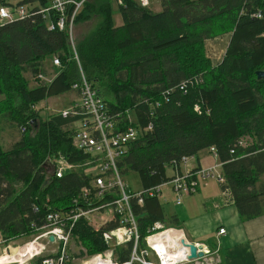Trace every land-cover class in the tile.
Segmentation results:
<instances>
[{
  "label": "trees",
  "instance_id": "16d2710c",
  "mask_svg": "<svg viewBox=\"0 0 264 264\" xmlns=\"http://www.w3.org/2000/svg\"><path fill=\"white\" fill-rule=\"evenodd\" d=\"M160 1L162 10L154 12L124 0L121 25L113 21L110 0L85 1L75 23L102 18L75 43L76 52L67 29L48 28L58 18L54 10L44 17L51 0H20L16 5H28V15L0 24V118L26 126L11 147L4 149L0 140V238L5 242L39 234L47 214L69 211L91 182L82 171L54 174L52 162L61 155L76 163L87 158L73 145L70 124L75 119L61 114L43 118L35 108L71 91L83 78L118 112L121 128L129 124L128 111L141 127L152 123L119 160L124 176L136 172L143 188L155 187L172 178L169 167L180 172L185 157L215 146L225 177L221 189L229 191L225 200L234 203L242 220L263 212L264 185L258 186V180L264 174V78L256 72L264 69V0ZM258 10L262 18L253 16ZM226 33H231L229 45L215 65L205 41ZM54 56L61 61L56 75L50 82L39 79L46 72L44 60ZM26 71L37 85L30 86ZM156 102L160 105L154 107ZM133 203L141 247L155 222L181 228L178 215L167 219L158 195ZM102 231L84 217L75 222L72 238L85 249L78 257L108 249ZM114 254L120 263L129 261L132 243L117 246ZM45 256L33 262L43 264ZM71 262L69 255L66 264Z\"/></svg>",
  "mask_w": 264,
  "mask_h": 264
},
{
  "label": "built area",
  "instance_id": "2783aa9c",
  "mask_svg": "<svg viewBox=\"0 0 264 264\" xmlns=\"http://www.w3.org/2000/svg\"><path fill=\"white\" fill-rule=\"evenodd\" d=\"M85 1L87 0H51L50 5L44 9V17L51 10L58 13L57 20L51 21L48 28L50 30L67 29L69 41L75 52V19L83 8ZM136 1L146 7L151 4V0ZM117 2L121 5L124 0H117ZM27 15L28 8L25 5H0V24ZM253 16L262 18L263 13L258 10ZM53 64L57 67L61 66L59 57H53ZM38 76L39 78H45V73ZM186 89V83L181 84V90L185 91ZM72 90L78 94L79 100L53 114H61L64 118L73 117L75 119L70 124V128L74 129L73 145L87 154V158L83 162L76 163L61 155L52 162L54 174L57 177H62L66 173L82 171L92 179L89 185L81 188L79 196L74 200L73 208L67 212L51 211L47 214L46 223L41 228L42 231L35 234L33 240L29 242L35 244V251L26 261L36 256L46 255L43 264H66L70 255L72 227L79 218L84 217L93 223L97 229L103 227L102 235L109 247L102 253L90 256L87 254L83 264H92L91 262L96 258L106 259L111 264H133L135 261L141 264H219L220 258L210 252L207 244L196 242L198 252H203L202 256L191 259L189 258L190 250L186 248L181 257L171 259L169 253L165 251V247L159 248L156 246L157 240L152 243L149 242L150 236L168 228L183 234L184 232L175 227H166L162 222L154 223L150 230L152 233L144 238L146 247H141L139 221L133 208V201L136 200L137 204H142L145 195H158L161 198L162 187L168 184L171 185L177 197V204H181L185 196L197 191L199 177L206 181L214 179L220 184L225 183V177L218 170L220 164L197 169L189 168L185 173L176 171L167 182L155 187L143 188L136 193L131 192L124 175L121 173L119 160L127 153L130 145L140 138L144 130L152 128V123L148 127H141L136 123L137 118H132L130 111H128L129 124L121 128L118 121V112L113 113L111 111L104 99L99 96L96 87L86 78H83L79 83H75ZM169 93V90L165 92L166 99H168ZM159 105V102L154 103V107ZM35 108H38L37 105ZM194 108L196 111H200L199 104H196ZM25 127H22L23 131ZM239 144L244 145L245 142L240 140ZM210 150L216 157L219 156L215 146L210 147ZM231 151L234 153L233 149ZM191 158L185 157L182 160V165H189ZM222 193L228 194L229 191L224 190ZM107 195L114 196L107 201L100 202ZM111 223L113 226L110 227ZM225 232L226 229L221 227L218 234L222 235ZM50 236L54 238L51 239ZM185 239L189 242L187 238ZM42 240H46V243ZM130 242L132 243L130 260L125 263L118 262L114 254L115 248ZM3 243H5V240L0 238V244ZM173 244V240L171 242L165 241V246L169 252L174 250ZM50 247L53 248L50 249ZM7 264H23V262L13 261Z\"/></svg>",
  "mask_w": 264,
  "mask_h": 264
},
{
  "label": "crops",
  "instance_id": "0c3cea01",
  "mask_svg": "<svg viewBox=\"0 0 264 264\" xmlns=\"http://www.w3.org/2000/svg\"><path fill=\"white\" fill-rule=\"evenodd\" d=\"M18 1L20 0H6L7 4L10 5H16ZM152 3L154 5L153 7H151ZM26 6L28 7V5ZM150 9L154 12L161 11V1L151 0ZM230 38L231 33H226L215 38L207 39L205 41L206 54L212 60L213 64L216 65L222 61L229 45ZM37 107L39 108V104H37ZM203 152H206L205 155H203ZM207 156H212L214 159L216 158L218 160L216 163L214 162L213 164H210L208 166L220 164L218 170L222 172V163L219 159V156L216 157L211 152L210 148L200 151L197 156H193L189 161V165L191 164V168L194 169H197L199 167H208L204 166L203 164ZM193 162H197V164L194 165ZM182 166L183 165H181V168ZM170 168L171 167L168 168L167 172L169 176L173 177V175L175 174V170L171 168L174 172L172 175H170ZM209 181L217 182L214 179H211ZM263 185L264 174L260 175L258 180V186ZM219 186L220 195L214 198L207 199V203L210 204L211 208L209 212L210 215L208 217L201 218L199 222L194 226L190 225V221L187 220V222L185 223H187L189 227L186 230L184 229V227L186 228V226L182 224L180 217L178 216L179 225L177 226H181L180 230L184 232L186 238L189 241L194 243H205L209 247L214 248L212 254L220 258L219 264H264V196L263 212L261 213V215L252 219L242 220L234 203L225 200L220 183ZM169 187L172 190L171 185H169ZM198 190L199 185L197 187V191ZM172 192L174 193L173 190ZM191 195L185 196L183 200ZM170 216L167 217V219L170 218ZM221 227H224L226 229V232L225 234L219 235L218 232ZM19 239L20 238L14 241L5 242L3 243V245H7L8 243L7 246H9L10 243L16 242ZM4 252L5 248H2V246H0V264L9 263V254L2 257V254ZM18 258V261L21 262L20 260H22V257L19 256L17 257V259ZM101 264L109 263L101 261Z\"/></svg>",
  "mask_w": 264,
  "mask_h": 264
},
{
  "label": "rangeland",
  "instance_id": "374dc122",
  "mask_svg": "<svg viewBox=\"0 0 264 264\" xmlns=\"http://www.w3.org/2000/svg\"><path fill=\"white\" fill-rule=\"evenodd\" d=\"M110 3L112 6V16L115 25L123 24V18L120 12V5L118 4L117 0H110ZM153 6L154 5L152 3L151 7ZM101 18L102 17L99 15H94L92 19H90L89 21L75 24V29H74L75 43H77V41H79L80 38L93 32L97 27L98 23L100 22ZM44 66L46 70L45 78H39V79L44 80L46 82H50V80L54 77L55 73L57 72L58 67L54 66L53 57H47L45 59ZM24 74L28 78L31 87L38 84L37 79L32 75L31 72L26 71ZM78 100H79L78 94L71 90L42 100L41 102L38 103L39 104L38 109H40V113L43 116V118H46L58 110H62L64 108L71 106L75 101ZM130 115L132 118H135V113L133 111H130ZM22 134H23V129H21L15 123H13L8 119L0 118V140L4 149L11 147L16 141L20 140ZM205 153L206 152H203V155H205ZM217 161L218 160L216 158L214 159L212 156H207L203 164L204 166H208L210 164H213L214 162L216 163ZM193 164L195 165L197 164V162H193ZM189 168H191V164L190 165L183 164L180 171L185 173L188 171ZM173 172L174 171L170 168L169 169L170 175H172ZM124 179L128 184L129 190L131 192L136 193L143 189L141 180L136 172L128 173L127 175L124 176ZM198 185H199V190L194 194H192L191 196L186 197L181 205H177V197L172 192L168 184L162 187L161 199L164 205L166 217H169L172 214H177L180 217L182 224L186 226V228L184 227V229L186 230L189 227V225L185 223L187 222V220L190 221V225L194 226L199 222L201 218L208 217L210 215L209 212L211 208H210V204L207 203V199L214 198L220 195L219 182H215V181L210 182L203 180L199 177ZM183 235L186 238V235L185 234ZM33 238L34 235L24 236L20 238L18 241L10 243L9 246H7L8 243L7 245L5 244L0 245L2 246V248H5V252L2 254L3 255L2 257L8 254L11 255L15 253V251L19 248L26 247L25 244L27 243L26 245H28L29 242L33 240ZM42 241L46 243V240H42ZM53 247H50V249H52ZM20 250L21 249H19V252ZM209 250L212 253L214 251V248L209 247ZM22 251H29V250L23 249ZM32 251L28 252L27 256L30 255ZM81 251H85V249H83V247L72 238L70 244V260L72 261L71 262L72 264H83V261L86 259L85 256L87 255V253L84 256L78 257ZM37 257L38 256L26 262H23V264H35L33 261L37 259ZM152 258H154V256H152Z\"/></svg>",
  "mask_w": 264,
  "mask_h": 264
},
{
  "label": "bare ground",
  "instance_id": "6f19581e",
  "mask_svg": "<svg viewBox=\"0 0 264 264\" xmlns=\"http://www.w3.org/2000/svg\"><path fill=\"white\" fill-rule=\"evenodd\" d=\"M183 238H184V235L181 232H179V231L177 232V231H175L172 228H168V229H166V230H164V231H162L160 233H157V234H154V235L150 236L149 242L152 243L154 240H157L158 242L156 243V246L159 247V248L165 247V251L167 253H169V256L171 257V259H176V257H178V256L181 257L182 254H183V251L186 249V246L183 245L182 242H181ZM172 240L174 241V244H173L174 245V250L169 252L168 248H166V246H165V241L171 242ZM25 246L26 247L19 248V249H21L20 252H22V253H20L19 249H17L15 251V253H13L11 255L9 254L8 255V261L9 262H13V260L14 261H18L19 258L17 259V257H19V256L22 257L23 261L20 260L21 262H24L28 258H30L33 255L34 251H35V249H34L35 244L34 243H29L28 245H25ZM23 249L24 250L27 249L29 251H22ZM30 251H32V252L30 253V255L27 256V253L30 252ZM101 261H105L107 263H110L108 260L100 259V258H96L91 263L92 264H97V263L101 264Z\"/></svg>",
  "mask_w": 264,
  "mask_h": 264
},
{
  "label": "water",
  "instance_id": "95a60500",
  "mask_svg": "<svg viewBox=\"0 0 264 264\" xmlns=\"http://www.w3.org/2000/svg\"><path fill=\"white\" fill-rule=\"evenodd\" d=\"M256 74L258 78H264V69L258 70ZM50 238L53 239L54 237L50 236ZM181 242L183 245L186 246V248L190 250L189 258L193 259L203 255L202 251L198 252V247L194 242H187V240H185V237L182 239Z\"/></svg>",
  "mask_w": 264,
  "mask_h": 264
},
{
  "label": "clouds",
  "instance_id": "9594fccd",
  "mask_svg": "<svg viewBox=\"0 0 264 264\" xmlns=\"http://www.w3.org/2000/svg\"><path fill=\"white\" fill-rule=\"evenodd\" d=\"M161 199V198H160Z\"/></svg>",
  "mask_w": 264,
  "mask_h": 264
}]
</instances>
